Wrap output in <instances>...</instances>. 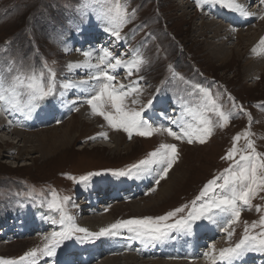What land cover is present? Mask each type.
<instances>
[{
  "label": "rangeland",
  "instance_id": "374dc122",
  "mask_svg": "<svg viewBox=\"0 0 264 264\" xmlns=\"http://www.w3.org/2000/svg\"><path fill=\"white\" fill-rule=\"evenodd\" d=\"M184 1L189 2L188 7L191 9L186 17L181 8ZM257 1L244 0L243 3L235 0L236 3L247 6L248 10L254 9ZM115 2L116 0H0V76L10 82L13 73H34L39 77L43 72L46 78L48 70L51 69L57 73L58 87L53 102L45 104L47 100L41 101L32 112L38 117L51 115L55 118L49 130L41 134H24L20 143L11 133V130L21 131L19 121L9 125L10 131L0 132V260L19 261L21 256L33 248H42L45 243L44 236L50 235L53 230H59L58 226L52 224L51 219H58L59 214L47 207L53 192L60 199L64 196L71 197L66 210L79 227H84L82 222L94 216H112L113 221L103 226L107 227L118 220L160 216L184 205L190 208L204 185L224 173L233 163L223 157L233 147V137L249 128L252 133L250 139L257 152L264 154V57H258L257 60L250 58L262 51L256 47L264 39V34L258 40L256 36L264 28L261 25L263 20L256 17L249 20L219 5L204 4L201 10L197 7L196 0H119L131 18L121 29V35L126 37L123 52L138 49L150 60V64L140 73L144 79L140 82L142 94L136 98L139 103L132 104L131 98L127 102L125 100V103L129 108L139 110L148 100H153L151 108L146 109L143 115L153 123L159 121L160 124L172 125L174 130L179 131L182 126L195 124L189 120H181L183 118L179 117V113L182 108L191 111L196 126L201 115L216 119L210 112L203 111L202 94L198 93L197 88L199 86L210 89L225 111L232 107L229 96L233 97L237 105H243L251 113V124L247 115L232 108L233 118L230 123L224 128H215L204 144L189 145L169 137L166 132L156 133L150 138L134 135L130 140L126 133L109 128L102 117L93 115L89 106L84 108L86 115L88 114L86 117L76 111L78 104L76 108L70 107V110L62 106L70 101L69 97L72 95L59 88V85L73 77L74 71L70 72L67 65L68 59L78 51L77 35L74 31L76 25L82 26L85 31L91 29L102 32V45L105 44L103 47L110 44L116 50L121 48L114 44V37L105 30L111 27L105 13ZM261 11L262 9L259 12ZM213 15H220L226 21H220ZM235 15L242 17L241 25L233 18ZM228 16H233V20L227 21ZM203 17L206 19L202 20ZM211 21L222 26L229 23L228 28H235L231 29L234 33L233 40L226 44L224 39L221 41L213 38L214 31L218 30L219 33V28L210 26ZM61 32L63 36L60 35ZM241 32L244 38L240 36ZM217 44L223 50L218 51L220 46ZM22 56L27 57L26 62L20 59ZM249 61H256L257 68L255 66L253 70L249 67ZM21 65L24 67L21 68ZM124 76L125 85L136 79V76L126 78V73ZM113 83L118 85V81ZM60 92L64 95L60 96ZM194 94H199L201 99H197ZM75 98L74 95L73 100ZM27 101L28 96L25 94L21 97V102ZM57 103L60 105L54 111V104ZM59 108L62 109V117L58 116ZM12 113L22 121L24 112ZM9 115L8 111L0 110V117L7 119V122ZM169 117H173L177 123L169 125ZM62 122L65 123L63 129L67 124L73 128L69 133L71 141L66 142L64 147L57 143V140L59 142L63 139H58L63 129L56 127L57 123ZM53 128H58L55 131L58 137H54ZM104 132L108 134L107 139H90ZM1 139L9 140L7 146L1 143ZM116 143L118 146L114 149L112 146ZM161 143L176 144L178 147V159L169 170L178 166L175 172H168V179L166 176L159 184H155L162 166L153 165L150 174L139 179L127 178L131 184L127 185L125 191H121L118 184L113 182L117 176H113L112 172L126 170L141 160L149 159L150 154ZM246 143L242 137L236 144L242 154H247L243 151ZM53 144L57 148L52 149ZM236 159H239V155ZM95 173L100 174L93 175ZM82 176L88 177V180L77 183ZM70 177H75V181ZM163 180L164 183L161 184ZM169 185L172 186L171 194L154 203V199L158 198V190ZM93 186L97 189L91 190ZM153 187L155 191L151 190ZM260 196H264V193L256 196L249 206L241 205L240 219L230 229L233 231L231 240L222 231L229 218L225 215L218 217L216 224L199 222L200 225L196 227L203 228L205 233L202 237L196 238L195 235L188 236L178 231V234L162 242L145 245L131 239V234L122 232L118 237H104L95 242H86L84 246L76 249L75 255L41 257L38 264H45L46 261L47 264H79L80 260L86 264H150L159 260V256L167 249H195L198 243L204 244L205 252L211 253L213 242L221 241L216 248L219 250L234 245L243 236L246 226L250 227L253 222H259L264 216V199ZM137 201L139 202L136 203ZM135 203L141 210H133L131 204ZM146 203L150 204L148 208L143 206ZM257 206L261 209L260 212L256 211ZM32 209L47 211L51 216L31 212ZM14 214L19 215L13 216ZM10 217L11 220L7 222ZM84 228L91 232L100 230ZM252 231L255 234L260 229ZM78 245L80 243L75 241L65 242L57 249V253L67 246L76 248ZM78 252L83 254L79 257ZM246 256L241 260L246 261L244 264H264V258L260 257L264 255L249 253ZM198 257L204 259L200 253Z\"/></svg>",
  "mask_w": 264,
  "mask_h": 264
},
{
  "label": "snow or ice",
  "instance_id": "6c2138e0",
  "mask_svg": "<svg viewBox=\"0 0 264 264\" xmlns=\"http://www.w3.org/2000/svg\"><path fill=\"white\" fill-rule=\"evenodd\" d=\"M259 6L262 9L258 18L264 20V0H258ZM204 4L219 5L222 8L239 13L243 17H251L256 15L248 11L244 6L236 3L235 0H196L198 8L203 10ZM111 27L105 30L111 37H114V44H118L121 48L124 47L126 37L121 35L122 26L127 24L131 19L127 15L124 5L116 0L112 8H109L105 13ZM235 30V28H233ZM75 35L81 36L85 29L76 25L74 28ZM63 36V32L60 33ZM67 43V41H65ZM147 41H145V44ZM264 45V39L261 40ZM85 62L69 63L67 69L71 72L74 69L81 68L91 69L96 71L90 74V79L98 82V89H93V94L83 97L84 102L90 107L91 112L95 116L102 117L107 123V126L116 131H123L131 140L133 136L150 138L156 133L166 132L169 137L175 140L186 142L189 145L199 143L204 144L211 137L215 128L226 127L233 118L232 108L238 112L247 115L249 122H252L251 113H248L243 105H237L235 99L229 96L232 101V107L227 111L223 110V105L218 104L216 98L211 93L210 89L203 87L198 88V93L202 94V108L204 112H210L215 116V120L211 117L201 115L198 118L197 126L188 124L182 126L179 131H176L171 126L163 124L156 125L143 115L146 109L151 108L153 100H148L147 104L139 110L129 108L125 100L133 93L141 94V81L144 79L140 73L145 67L150 64V60L142 55L138 49H132L129 52L118 53L109 47H102L101 53L97 55V63L93 65L91 59L93 57L92 50H85L83 47L77 49ZM67 52L68 49L66 48ZM128 57L127 59L125 57ZM27 61L26 56L20 58ZM24 65H21L23 68ZM28 67H31L28 65ZM117 69H123L126 73V78L136 76L135 80H130L128 85H116L113 82L117 81V76L113 73ZM11 72V69L9 70ZM57 73L49 69L47 77L43 72L37 77L34 73L28 75L26 73L11 75L10 82L3 76H0V102H4L8 108L6 111L24 112L27 116H31L33 109H36L39 102L55 99L58 87L56 80ZM183 79V77H180ZM81 83H86L82 81ZM80 85L69 80L62 82L59 88L68 90L78 88ZM28 96L27 103L21 102L23 95ZM199 94L197 99H201ZM60 96L64 93L60 92ZM132 104L139 103L138 99H132ZM169 122L174 124L177 121L173 117H169ZM11 123V121H10ZM252 133L249 130L233 137V147L226 152L223 159L233 161L229 168L220 176L208 181L200 194L192 201V206L188 205L176 207L160 216H146L141 218H129L126 220H118L107 227L100 228L98 232H91L87 228L79 227L72 215L67 212V206L71 202V197L64 196L58 198L56 193H52V198L47 203L48 209L59 214V218L52 219V224L57 225L59 230H53L50 235L44 236L45 243L42 248H33L15 260H0V264H38L41 257L52 258L57 255V249L62 247L65 242L75 241L80 244L86 242H95L104 237H118L122 232L131 234V239L139 241L145 245H153L157 242H162L169 238L174 231L189 233L194 232L199 222L204 221L211 224L218 222V217L228 216L225 226L222 231L227 233L228 239L231 240L233 231L231 226L239 221L241 216V205L249 206L251 201L260 193H264V154L258 153L254 142L250 139ZM107 132L100 133L98 137L90 139L103 138L107 139ZM246 140V148L243 150L247 154H242L236 147L241 138ZM239 155V159L236 156ZM178 159V147L176 144L161 143L159 148L150 154L149 159L141 160L138 164H134L126 170L112 172L113 176L127 178H142L153 171V165H161L158 177L155 184H159L160 180L168 175L169 170ZM95 173L93 175H99ZM75 181V177H70ZM88 177H80L77 183L87 181ZM155 191V187L151 189ZM211 193V195H209ZM264 199V196H260ZM199 202V203H198ZM257 212L261 209L256 208ZM186 215H180L183 213ZM179 217V218H177ZM259 228L258 233L253 234L252 230ZM83 234V235H80ZM212 252H205V258L211 259V264H239L249 253L264 255V216L259 222H253L250 227L246 226L243 236L234 245L224 247L219 250L218 257L215 253V244H212ZM47 264V261L45 262Z\"/></svg>",
  "mask_w": 264,
  "mask_h": 264
},
{
  "label": "bare ground",
  "instance_id": "6f19581e",
  "mask_svg": "<svg viewBox=\"0 0 264 264\" xmlns=\"http://www.w3.org/2000/svg\"><path fill=\"white\" fill-rule=\"evenodd\" d=\"M239 1V0H238ZM243 3H245L244 2V0H241ZM241 3V2H240ZM188 4H189V2H187V1H184L182 4H181V8H182V12L184 13L183 15H184V17H186L187 15H189L190 13H191V9H190V7H188ZM255 6H254V9H250V10H248V8H247V6L245 7V8H247V10L248 11H250V12H252V13H254V14H256V15H253V16H251V17H247V18H249V20H251L253 17L255 18H258L257 16L261 13V12H259L260 10H261V8H260V6H259V3H258V1L254 4ZM207 10V9H206ZM207 12H209V11H207ZM206 12V13H207ZM212 12V11H211ZM218 13V12H217ZM259 13V14H258ZM186 14V15H185ZM197 15V14H196ZM196 15H193V16H196ZM206 15V14H205ZM232 15H234V14H232ZM198 16V15H197ZM215 16H217L218 17V20H222V21H226L225 20V18H223L222 16H220V15H213V17H215ZM240 16V15H239ZM239 16H228V18H227V21H232L233 20V18L234 19H236L237 20V22H239L240 23V25H241V22H242V17H239ZM212 17V16H211ZM233 17V18H232ZM238 17V18H237ZM205 20L206 18L205 17H203L202 18V20ZM262 21V20H261ZM260 21V22H261ZM236 22V21H235ZM245 22H247V21H245ZM201 24H203V23H201ZM209 25L210 26H214V27H216L217 29L219 28V33H218V30L215 32L214 31V35L215 36H213V38H218L219 40H223L224 39V42L226 41V44L228 43V42H230L231 40H233V37H234V33H232V30L231 29H233V28H228L230 25H229V23L228 24H225V26H222V25H220L218 22H214V21H211V22H209ZM262 26H264V20L262 21V24H261ZM221 26V27H220ZM246 26V25H245ZM206 27H207V25H206ZM248 27V26H247ZM207 29V28H206ZM205 29V30H206ZM214 29V28H213ZM209 30V29H208ZM222 32H225V34H220V33H222ZM243 32V31H242ZM242 32L241 33H239L240 34V36L241 37H243L244 38V35H242ZM260 32V31H259ZM258 33V32H257ZM261 34H264V28H262V30H261V32L258 34V36H256V39L258 38L259 39V37H260V35ZM103 33L102 32H98V31H96V30H91V29H89V30H86V31H84L83 33H82V37L83 38H81V36H76V43H77V49H79V48H81V47H83L85 50H92L93 51V57H92V59H91V63L93 64V65H95L96 63H97V55L98 54H102L101 53V48L105 45H102V40H103ZM263 37V36H262ZM227 38V39H226ZM226 39V40H225ZM240 39H242V38H240ZM239 39V40H240ZM257 39V40H258ZM256 40V41H257ZM106 41V40H105ZM108 41V40H107ZM260 41V40H259ZM110 42V41H109ZM103 43H104V41H103ZM215 44V43H214ZM220 44H222V42L220 43ZM102 45V46H101ZM218 46H220L219 44H217ZM105 47H109V48H111L113 51H115V52H118V53H121V52H123L124 51V48H120V49H118V50H116L114 47H110V44H109V46H105ZM116 48H118V47H116ZM219 49V50H218ZM217 50L218 51H220V50H223V48H222V46H220V48H218ZM256 49H260V50H262L259 54H253V55H251V57L250 58H252L253 60H257V58L259 57V59H261V57L263 58L264 57V55H262L261 53H264L263 51H264V45H262L261 43H259L258 45H257V47H256ZM217 52V51H216ZM80 53V54H79ZM124 53V52H123ZM220 53V52H219ZM72 54V53H71ZM73 56L72 57H70L69 59H68V64L69 63H81V64H83L84 62H85V57H83L82 56V54H81V52H79V51H76L75 52V54H72ZM253 56V57H252ZM251 59V60H252ZM256 61H249V63H248V65H249V67H251L253 70H254V68H255V66L257 65L256 63H255ZM247 65V66H248ZM258 66H259V64H258ZM256 68H257V66H256ZM260 68H261V66H260ZM74 71V72H73ZM73 71H71V72H73V77H70L72 80L71 81H73V82H75L76 84H79L80 86L78 87V88H72V89H68L67 91L68 92H70L72 95L69 97L70 98V101L68 100L66 103H63L62 104V106H65V108H67V109H69L70 110V107L72 108V107H77V105L76 104H78V107H77V109H76V111L80 114V115H82V116H84V117H86L87 115H86V112H85V110H84V108H88V105L84 102V100L82 99L83 97H86V96H89V95H91V94H93V89L94 88H96V89H98V87H99V84H98V82L97 81H95V80H92V79H90V74L91 73H94L95 71H96V69L95 68H91V69H85V68H81V69H79V70H77V71H75V69L73 70ZM249 72H251V71H249ZM74 73H77V75L76 74H74ZM114 75H116L117 76V78L119 77V80L117 79V81H118V85L119 84H124L125 85V82H123V79L125 78V76H124V74H125V71L123 70V69H117L116 70V72L115 73H113ZM82 81H86V83H81ZM141 94H142V89H141ZM140 94V95H141ZM74 95L76 96V98L73 100V97H74ZM140 95H137V94H135V93H133L130 97H128V98H126V102H127V100L129 99V98H131V99H136V98H139L138 96H140ZM134 96V97H133ZM139 100V99H138ZM129 101V100H128ZM81 104V105H80ZM58 105H60L59 103H57V105H55L54 104V107H55V110L54 111H56V109H57V107H58ZM8 108V106L4 103V102H1L0 103V110L1 111H3V112H5L6 110L5 109H7ZM40 110H37V112H39ZM52 114H55V112H53ZM16 115H17V113H16ZM62 115H63V112H62V109H60L59 108V110H58V116L59 117H62ZM179 117L180 118H183V119H181L182 121H188L189 120V122L190 123H195L194 124V126H196V122H195V120L193 119V114L191 113V111H187V110H185V108H182L181 110H180V113H179ZM196 115V114H195ZM154 117V116H153ZM8 118H9V120H8V122H7V119L6 120H4V119H2L1 117H0V132L2 131H10V124L12 123V122H20V125H19V127H21V131H19V130H17V131H14V130H11V133H12V135L13 136H16L17 137V139H18V142L20 143V142H22V140H23V138H24V134H26V135H33V133L35 134V133H37V134H41L43 131H45V130H49L50 129V127H52V125L54 124V117L53 116H48V117H45V116H40V117H38L37 115H35V114H31V116H27L25 113H23V117H21V119H22V121H20L16 116H15V113H12V114H10L9 116H8ZM73 119H74V117L71 119V121H73ZM155 120V119H154ZM178 120V119H177ZM10 121H11V123H10ZM198 122V121H197ZM9 123V124H8ZM158 123H159V121H158ZM158 123H156V122H154V124H156V125H160V123L158 124ZM168 124L170 125L171 123L170 122H168ZM186 124V123H185ZM65 125V123L63 124V122H62V124H60V123H57V126L56 127H58L59 129H63V126ZM172 126V125H171ZM172 127H174V126H172ZM58 128H53V131H54V133H55V131H57L58 130ZM73 128L71 127V125L70 124H67V127L65 128V129H63V132H62V134H61V136H59L58 137V134H53L54 135V137H58V139L59 138H63L62 140H60L59 142H58V140H57V143H60V144H63V147H64V145L66 144V142L68 143V141H71V135L69 134L70 132H71V130H72ZM34 130H37V131H35L34 132ZM24 135V136H23ZM68 137H70V138H68ZM68 138V139H67ZM67 139V140H66ZM116 140V139H115ZM8 139H1V143L2 144H5L4 146H7L6 144L8 143ZM26 142L28 141V140H25ZM17 142V143H18ZM54 145V144H53ZM117 146H118V144L116 143V145L115 146H112L114 149H117ZM62 147V148H63ZM55 148H57V146H52V149H55ZM178 167V166H177ZM177 167H175L174 169H172L171 171H169V174L170 173H174L175 172V170L177 169ZM169 174H168V176H169ZM168 176L166 177V179H168ZM165 179V180H166ZM162 183H164V180L163 181H161V184ZM172 186L171 185H169V186H166V187H161L159 190H158V193H157V196H158V198L157 199H154V203H158L160 200H161V198H166V197H168L171 193V190H172V188H171ZM156 190V189H155ZM153 199H151V201H152ZM143 200L141 199V202H142ZM135 202V201H134ZM134 202H132V203H134ZM139 201H137L136 203H138ZM131 204V206H132V208H133V210H136V211H139V210H141V207H139L138 206V204ZM140 204V203H139ZM143 206L144 207H149L150 206V204H148V203H146V204H143ZM143 207V208H144ZM94 218V219H93ZM92 219H87V220H85V221H83L82 222V224H83V226L84 227H88V228H96V230H99L100 228H102L103 226H105V225H107V224H109V223H111V221H113V218H112V216H103V217H100V218H98V217H93ZM81 226V225H80ZM197 238V237H196ZM196 240V239H195ZM219 240V239H218ZM205 241V240H204ZM220 242L221 241H217V242H213L214 244H215V253H216V255H217V257H218V253H219V249H216L219 245H220ZM5 243V242H4ZM186 243V242H185ZM212 243V244H213ZM190 244V243H189ZM212 244H211V246H212ZM5 245V244H4ZM108 245H109V243H108ZM107 245V246H108ZM113 245H114V242H113ZM174 245V244H173ZM176 245V244H175ZM190 245H192V244H190ZM225 245V244H224ZM109 247V246H108ZM205 247V245L204 244H202V243H198V244H196V248L195 249H184V248H181V247H179L177 250H164L165 251V253L164 254H162V256L160 255L159 256V260H156L155 262H150V264H211V259H210V257L209 258H205V256H204V253H205V250L203 249ZM98 248V247H97ZM119 248V247H118ZM118 248H116L115 250H118ZM80 249V248H79ZM124 249V248H123ZM211 249H212V247H211ZM87 251V250H86ZM90 250H88V252H89ZM126 251V250H125ZM88 252H87V254H88ZM128 252V251H127ZM83 254V252H78V255H79V257H80V255H82ZM86 253V252H85ZM94 253V252H93ZM97 253V252H96ZM95 253V254H96ZM156 253V252H155ZM199 253L200 254H202V256H204V259H200L201 257H198V255H199ZM117 254H119V253H117ZM139 254V253H138ZM152 254H154V251H153V253ZM160 254H161V252H160ZM131 256H133V255H131ZM130 256V257H131ZM136 255H134L133 257H135ZM138 256V255H137ZM136 256V257H137ZM132 257V258H133ZM139 257V256H138ZM247 257V256H246ZM245 257V258H246ZM94 258V257H93ZM131 258V259H132ZM134 259V258H133ZM132 259V260H133ZM90 260V259H89ZM111 260V258L110 259H107L106 260V262L107 261H110ZM115 260V259H114ZM127 260V259H126ZM164 260H166V261H164ZM243 261V260H242ZM242 261H240L239 262V264H244L245 262H242ZM124 262V261H123ZM93 263V262H92ZM142 264H143V262H141ZM220 262H219V260H217V264H219ZM76 264V263H75ZM79 264H86L85 263V261H81L80 260V262H79ZM131 264V263H130ZM148 264V263H147Z\"/></svg>",
  "mask_w": 264,
  "mask_h": 264
},
{
  "label": "trees",
  "instance_id": "16d2710c",
  "mask_svg": "<svg viewBox=\"0 0 264 264\" xmlns=\"http://www.w3.org/2000/svg\"><path fill=\"white\" fill-rule=\"evenodd\" d=\"M122 179H124V180H127V177H121ZM44 211V210H43ZM43 211H41V212H43ZM45 212H47V211H45ZM48 213V212H47ZM187 213L185 212V215H186ZM198 225H200V224H198ZM197 225V226H198Z\"/></svg>",
  "mask_w": 264,
  "mask_h": 264
}]
</instances>
